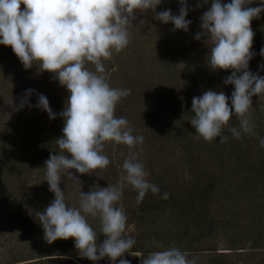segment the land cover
I'll list each match as a JSON object with an SVG mask.
<instances>
[{
    "label": "trees",
    "instance_id": "trees-1",
    "mask_svg": "<svg viewBox=\"0 0 264 264\" xmlns=\"http://www.w3.org/2000/svg\"><path fill=\"white\" fill-rule=\"evenodd\" d=\"M251 3L261 6V0ZM180 7L179 0H161L155 12H134L129 44L103 61L110 87L131 91L117 103L114 115L126 118L132 134L144 137L143 143L130 150L106 142L102 154L110 160L107 168L91 174L69 170L80 184L62 174L60 188L66 203L78 207L80 192L116 185L124 160L130 151L137 152L149 173L148 181L159 192L149 190L137 205V192L131 186L123 189L116 207L122 206L127 216L124 236L135 240L130 251L146 257L176 247L196 264H264V148L260 146L264 99L252 97L254 135L233 137L228 129H240L233 115L222 130L226 142L220 137L212 142L197 138L190 123L193 98L208 90L222 91L231 106L234 85L224 84L231 69L213 71L208 64L210 47L201 17L210 5L204 0H187L185 19L191 22L187 32L174 31L172 23L155 19L167 10L179 15ZM252 30L253 58L248 70L264 77L260 54L264 27ZM198 33L200 40L195 38ZM11 64L17 71L9 77ZM86 67L95 71L90 63ZM41 76L51 84L47 89L34 84ZM29 85L31 95H27ZM39 95L47 98L55 119L37 107ZM69 95L55 74L41 72L36 65L25 69L11 47L0 45V264H120V259L141 264V258L128 252L115 262L108 257L90 261L79 255L71 238L51 244L44 239L37 213L55 199L44 167L50 155L59 152L56 140L63 136L64 126L60 113ZM24 99L28 103L21 109ZM164 193L168 199L162 198ZM88 222L97 232V243L102 244L105 237L99 219L88 217Z\"/></svg>",
    "mask_w": 264,
    "mask_h": 264
},
{
    "label": "clouds",
    "instance_id": "clouds-1",
    "mask_svg": "<svg viewBox=\"0 0 264 264\" xmlns=\"http://www.w3.org/2000/svg\"><path fill=\"white\" fill-rule=\"evenodd\" d=\"M251 2L212 0L211 8L201 17L203 35L210 47L208 64L213 71L231 69L232 75L224 84L234 85L231 106L229 97L222 91L208 90L192 100L194 117L190 123L197 138L206 142L217 137L226 142L228 137L222 135V130L233 115L240 122L239 130L228 129L233 137L240 139L242 133L254 135L252 97L264 99V77L248 70L254 38L250 24L264 12V0L255 8L246 6ZM160 3L161 0H0V45L11 47L25 69L36 65L41 72L55 74L70 94L60 113L64 126L63 136L56 140L59 152L50 155L44 167L49 191L55 195L51 204L37 213L44 239L51 244L71 238L79 255L90 261L108 257L115 262L128 252L141 258V264H196L195 260L188 259V253L176 247L151 252L146 257L142 252L130 251L135 240L124 236L127 216L122 206L116 207L123 189L131 186L137 192V205L149 190L153 194L159 192L158 186L148 181L149 173L139 161V153L130 151L116 185L108 184L87 194L80 192L78 207L66 203L60 188L62 174L79 183L69 170L91 174L107 168L110 160L102 154L106 142L123 144L130 150L143 143L144 137L132 134L126 118L114 115L117 103L131 91L110 87L103 61L129 44L128 28L135 19L134 12H155ZM179 3V15L167 10L158 13L155 19L172 23L174 31L187 32L191 23L185 19L187 0ZM195 38L200 40L201 34ZM260 54L264 56V48ZM89 63L95 71L86 67ZM32 91L27 90V95ZM27 103V99L22 100L19 108ZM37 107L55 119L45 96H38ZM260 146L264 148V138ZM162 198L168 199L169 194L164 193ZM88 217L99 219L100 233L105 237L102 244L97 243V232ZM120 264L130 262L120 259Z\"/></svg>",
    "mask_w": 264,
    "mask_h": 264
},
{
    "label": "rangeland",
    "instance_id": "rangeland-1",
    "mask_svg": "<svg viewBox=\"0 0 264 264\" xmlns=\"http://www.w3.org/2000/svg\"><path fill=\"white\" fill-rule=\"evenodd\" d=\"M204 1H205V0H204ZM206 3H207V5H210V6H211V2H210L209 0H207ZM221 3H230V1H228V0H221ZM251 5H252V3L248 4L247 7H249V6H251ZM251 7L255 8L256 6H254V4H253ZM210 8H211V7H210ZM207 11H208V10H207ZM250 26H251V29H254V30L257 29L258 27H262V28H263V27H264V12H261L258 18H254V19L251 21ZM179 40H180V38H179ZM179 40H178V41H179ZM175 42H176V41H173V42L171 43V45L174 46V43H175ZM175 45H177V44H175ZM173 58H175V57H173ZM176 58H177V60H179L178 57H176ZM180 61L183 62V64H185L183 57L180 59ZM11 66H12V67L9 68V70H10V72H11V74L9 75V77H10L11 75H14L13 72H16V71H17V70L15 69V66H13L12 64H11ZM13 78H14V77H13ZM13 78H12V79H13ZM41 78H42V80H40L39 78L35 79V80H34V84H36V85H37V84L40 85L41 87H43V89H47L48 87H50L51 84L48 85V82L45 80L46 78H45L44 76H41ZM4 82H6V81H4ZM30 84H32V81H31ZM31 86H32V85H29L28 87H26L27 90L31 89V88H32ZM23 91H24V89H23ZM17 94H18V96H19V90L17 91ZM29 100L31 101L30 98H29ZM119 154H120V152H119ZM176 155H177V154H176Z\"/></svg>",
    "mask_w": 264,
    "mask_h": 264
}]
</instances>
